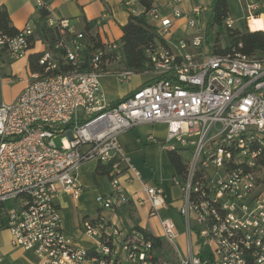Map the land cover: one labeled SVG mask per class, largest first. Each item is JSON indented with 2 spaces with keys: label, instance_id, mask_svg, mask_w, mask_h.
Here are the masks:
<instances>
[{
  "label": "built area",
  "instance_id": "obj_1",
  "mask_svg": "<svg viewBox=\"0 0 264 264\" xmlns=\"http://www.w3.org/2000/svg\"><path fill=\"white\" fill-rule=\"evenodd\" d=\"M35 1L38 9L46 8L45 0ZM182 1L171 0L170 17L155 7L146 13L158 22L167 46L159 45L152 54L145 74L154 81L116 105L104 100L100 79L110 73L102 56L117 53L119 60V43L93 52L84 68L86 32L50 14L48 25L62 37L40 60L45 72L33 73L14 101L0 103V227L9 230L13 246L33 252L40 264H113L109 260L120 251L127 264H150L151 242L132 232L116 246L114 237L121 232L101 214L85 220L83 228L95 240V252L105 257H90L64 231L58 198L83 195L78 171L93 161L110 167L111 188L96 197L101 210L128 204L123 183L138 181L144 194L138 203L149 206V215L159 218L162 237L176 246L174 221L160 216V209L169 206L163 186L142 180L120 143L122 133L156 123L167 126L163 148L189 155L183 176L176 177L181 191L177 210L186 235V254L178 264H264V53H213L198 18L202 8L190 17ZM124 3L134 13L144 11L135 0ZM263 7L258 0H245L246 28L252 30L251 23L264 18ZM182 18L194 31L170 45L166 36ZM226 24L234 27L235 22L228 18ZM34 33L27 24L15 37L0 34V53L6 49L11 60L20 59ZM61 50L71 69L50 74L57 67L55 51ZM113 74L122 82L133 75L128 70ZM148 139L158 141L153 135ZM8 201L14 207L8 208ZM204 251L208 258L201 257Z\"/></svg>",
  "mask_w": 264,
  "mask_h": 264
},
{
  "label": "crops",
  "instance_id": "obj_2",
  "mask_svg": "<svg viewBox=\"0 0 264 264\" xmlns=\"http://www.w3.org/2000/svg\"><path fill=\"white\" fill-rule=\"evenodd\" d=\"M123 1L45 0V7L52 17L69 19L75 31H82L86 32V34L97 36L103 44H108L119 42L122 36L121 26L128 22L130 12L124 7ZM183 1L186 4L181 9L188 16L193 17L191 0ZM152 2L153 7L159 10L161 16L170 17L172 15L171 0H152ZM182 2L180 3V7ZM0 5L6 6L12 24L17 29L20 30L27 24H31L37 29L40 25V12L35 0H0ZM210 16L211 10L209 17L204 23L200 19V16H198L202 28L207 27ZM149 21L155 26L158 23L152 19H149ZM183 29L192 30L188 26L185 18L176 20L172 32L166 36L168 44L172 45L170 43L171 39H174L173 43H175L180 38L191 36V34L184 35L181 33ZM174 35L175 37H173ZM46 50V44L38 39L33 42L32 47L20 59L8 60L5 56L0 59V78L2 82H10V77L19 78V83L15 86L9 99L5 102L14 101L26 87L27 83L31 81L33 72L30 69L29 56L31 54L45 52ZM105 68L110 73L102 76L100 83L103 86L101 88L102 93L104 92L106 94V101L110 104H114L117 100L122 99L151 79L150 76L144 74L146 76L145 78L135 79L127 85H123L125 82H122L115 74L111 73V71L118 68L116 62H107ZM135 75L139 74H133L129 78V81ZM4 77L10 79H3ZM160 125L165 124L139 125L132 130L122 133L120 135V143L123 151L130 156L133 165L140 171L142 180L163 186L169 206L160 209V216L168 217L174 221L179 232L176 246L171 245L162 237L159 218L149 215V206L138 203L137 199L144 197L140 182L138 181L127 183L122 178L121 181L124 182V187L130 195V202L117 210H101L100 206L96 203V197L106 194L111 188L109 176L110 167L106 164L93 161L85 163L78 171V182L84 188L83 195L78 199L67 195H60L58 198L63 229L71 237V243L75 247L85 248L87 250L95 247L96 242L93 238L85 234L83 223L85 220H95L101 214L106 218L110 227L117 228L121 232L120 235L114 237V242L118 247L121 246L125 234L131 228L138 225L156 236H161L177 253L178 259L180 255L186 254L184 220L177 210V207L181 203V191L176 183V170L168 158L169 150L162 146L161 141L165 140V138L153 134L151 128ZM150 135H153L158 141H150L148 139ZM168 168L172 170L171 177L168 175ZM2 242H5V244L3 243V245ZM0 253L10 261L5 264H40L37 256L33 252L12 245L11 234L4 227H0ZM123 255L124 252L120 251V256L123 257ZM85 264L97 263L88 261Z\"/></svg>",
  "mask_w": 264,
  "mask_h": 264
},
{
  "label": "trees",
  "instance_id": "obj_3",
  "mask_svg": "<svg viewBox=\"0 0 264 264\" xmlns=\"http://www.w3.org/2000/svg\"><path fill=\"white\" fill-rule=\"evenodd\" d=\"M135 2L144 9L140 14L132 12L124 3V7L130 12L128 22L121 26L122 36L119 40L118 52L121 55L120 59L116 61L117 53H110L102 56V65L105 67L106 63L116 62L117 69L111 71V73L120 72L122 70L131 71L133 74H145L148 72L151 63V57L153 52L159 45L167 46L165 39H163L157 30V27L150 23L147 17V12L153 7L152 0H135ZM40 12V25L35 28L34 35L29 37V48L35 40H42L47 50L54 49L55 44L61 39L62 34L57 27H50L47 23V17L49 12L46 8H39ZM230 17V8L228 0H213L211 5V16L207 23L206 34L210 43L211 51L215 54L223 55L228 53L239 52L247 56H253L259 53H264V30L255 29L241 31L235 29V27H228L226 21ZM20 33L10 19L9 12L4 5H0V34L8 37H15ZM227 33L229 36L230 44L222 48L220 45V38ZM213 37V43H211V35ZM106 44H103L97 36L87 34L86 38V56L87 62L84 68L89 67V60L91 54L98 49H104ZM54 59L57 67L51 71L50 74L66 73L69 72L71 66L65 63L62 56L64 51H55ZM45 52H39L31 54L29 56V65L33 73L43 74L45 72V65L40 64V60ZM5 56L8 60L9 54L6 49L0 53V59ZM106 69V68H105ZM151 79L144 84L146 86L153 82ZM121 99L117 100L114 105L119 103ZM168 158L170 163L176 170V177L181 178L185 172L186 161L184 155L177 150H169ZM132 232L143 235L145 240L151 242V246L148 251V261L150 264H178V255L170 245L164 241L161 236H156L149 232L147 229H143L136 225L128 232L129 235ZM171 249V250H170ZM90 257H105L104 255H98L94 248L88 250ZM207 252H202V258H208ZM113 264H127L123 257L118 256L113 260Z\"/></svg>",
  "mask_w": 264,
  "mask_h": 264
},
{
  "label": "rangeland",
  "instance_id": "obj_4",
  "mask_svg": "<svg viewBox=\"0 0 264 264\" xmlns=\"http://www.w3.org/2000/svg\"><path fill=\"white\" fill-rule=\"evenodd\" d=\"M258 1L264 6V0H258ZM211 3H212V0H191V5H193V7H192L193 10L200 8V7L202 8V13L199 16H200V19L202 20L203 23L207 20V18L210 15ZM185 4H186V2L183 1L181 4V8ZM228 4H229V8H230V17L235 22V24H234L235 29H239L241 31L245 30L246 24H245L244 11H243V7L245 5V0H228ZM263 10H264V7H263ZM251 28H252V30L264 29V18L253 21L251 23ZM193 31H194L193 29L192 30L183 29V31H181V33H183L184 35H187V34L189 35V34H192ZM173 37H175V35ZM213 37H214V35L212 34L211 35V43H213ZM173 42H174V39H171L170 43H172V45H173ZM229 44H230L229 36L227 35V33H225L220 38V45L222 48H225ZM145 77L146 76L144 74L135 75L131 79V81L125 82V83H123V85H127L128 83L134 81L135 79H143ZM10 78H11V81L7 82V83H3L2 79L0 78V103L5 102L7 99H9V96L13 92L15 86L19 83V78H15V77H10ZM10 78L4 77L3 79L7 80ZM100 86H101V88H103L101 83H100ZM103 97H104V100L106 101L107 98H106V94L104 92H103ZM151 128H152L153 134L160 136L161 138L166 139L167 133H166V126L165 125H160V126L151 127ZM55 140H56L57 144L60 145V135H57ZM171 143H174V142H171ZM180 153H182L184 155L185 161H187L189 159V155L186 151L182 150V151H180ZM168 175L170 177L172 176V170L169 168H168ZM6 206L8 208L14 207V201H8L6 203ZM162 214L164 215V213H162ZM4 239H5V237H4ZM3 243L5 244V242H2V244ZM9 262L10 261L7 259V257L2 255V253H0V264H5V263H9Z\"/></svg>",
  "mask_w": 264,
  "mask_h": 264
}]
</instances>
